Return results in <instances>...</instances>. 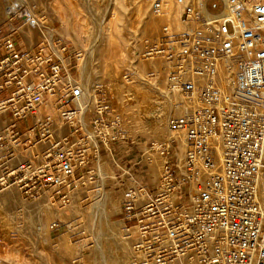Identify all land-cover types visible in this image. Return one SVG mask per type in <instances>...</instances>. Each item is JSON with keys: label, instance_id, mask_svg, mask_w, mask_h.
Returning a JSON list of instances; mask_svg holds the SVG:
<instances>
[{"label": "built area", "instance_id": "1", "mask_svg": "<svg viewBox=\"0 0 264 264\" xmlns=\"http://www.w3.org/2000/svg\"><path fill=\"white\" fill-rule=\"evenodd\" d=\"M173 1L163 14L165 36L147 51L164 58L169 127L184 134L182 143L169 142L174 157L159 187L151 186L133 142L102 132L110 106L99 88L81 81L78 53L71 57L66 42L49 39L22 49L6 35L0 189L16 184L27 200L51 192L53 202L70 201L109 158L125 173L118 175L119 213L136 221L125 225L129 233L138 227L130 264H264V0ZM155 8L161 14L159 1ZM178 95L182 100H173ZM64 127L67 134H55Z\"/></svg>", "mask_w": 264, "mask_h": 264}, {"label": "rangeland", "instance_id": "2", "mask_svg": "<svg viewBox=\"0 0 264 264\" xmlns=\"http://www.w3.org/2000/svg\"><path fill=\"white\" fill-rule=\"evenodd\" d=\"M157 1L159 0H0V37L13 35L22 49L35 47L49 37V40L66 42L71 48V57L75 53L79 54L77 65L81 81L86 87L99 88L105 105H109L106 101L112 97V93L106 89L109 79L104 72V63L108 57L111 61L117 59L120 50L125 51L124 58L117 59L121 72L129 82L151 89L154 100H162L165 127L160 136L148 133L127 135L123 131L122 119L117 117L114 119L117 125L112 128L114 132L106 134L133 142L137 152L144 156L147 154L153 160L165 157L166 162V159L172 160L174 157L170 140L177 138L182 143L184 134L169 127L172 99L167 92L164 58L159 54H147L150 47L165 36L163 26L166 17L156 11ZM16 4L32 9L44 26L43 29L17 13L11 18L6 17V13L12 11L11 8ZM147 20L152 21L149 33L143 31ZM81 24L84 28L80 32ZM113 37L114 41L111 40ZM150 72L156 75L151 76ZM173 100H182V97L173 96ZM45 106L46 104L43 107ZM109 106L108 111L112 109ZM7 115L6 111L0 113V129L4 126ZM107 124L106 122L102 128L105 129ZM67 133L66 127L55 132L58 136ZM153 145L155 147L151 148ZM167 147L170 149L169 154L162 152ZM177 153L181 159L184 155L183 148ZM102 158L103 161L98 163V173L101 176L74 189L70 201L55 198L53 202L51 192L36 200H27L16 184L0 189V209L10 218L8 228H4L0 217V256L6 254L4 251L8 249L19 251V255L10 252L9 257H1L0 264L131 263L138 227H132L129 233L125 225H132L136 221L124 220L125 211L119 213L124 199V183L119 182L118 175L124 170L122 165L119 168L113 165L112 159ZM145 161L144 157L142 162ZM102 162L106 176L100 173L99 164ZM163 168L148 170L147 178L151 186L159 187ZM139 177L142 178L143 174H139ZM97 199L101 200L103 207H97ZM172 199L175 203L180 201L176 193ZM50 214L55 221L46 232L43 228ZM71 222L73 224H69ZM65 232H69L72 237L69 247L61 236Z\"/></svg>", "mask_w": 264, "mask_h": 264}, {"label": "bare ground", "instance_id": "3", "mask_svg": "<svg viewBox=\"0 0 264 264\" xmlns=\"http://www.w3.org/2000/svg\"><path fill=\"white\" fill-rule=\"evenodd\" d=\"M159 2L161 5V14L170 13L171 10L176 6V2L173 0H159ZM177 5L179 6L180 4L178 3ZM8 6H9V4H8ZM147 6H149V5H147ZM11 9H12V11L6 13V17L11 18L13 16V14L17 13L18 15L23 16L29 22L35 23L36 25H38L40 27L42 26L39 19H37V17L34 15L33 10L30 9L28 6L16 4ZM43 27L44 26H42L41 28L43 29ZM153 27H154V25H153ZM83 28L84 27L82 25V27H80L81 30L79 29L80 32L82 31ZM151 28H152V21L147 20L145 23L143 31L149 33V30ZM50 35H51V37H53L52 33H50ZM49 39H51V38L49 37ZM111 40L114 41V37ZM112 41H111V44L114 45L112 43ZM115 45H117V43ZM111 48H113V47H111ZM113 54H114V52H113ZM113 54H111V55H113ZM125 54H126L125 51L120 50V52L117 54L119 56H116V57H117V59H118V57L121 59V58H124ZM109 58L110 57H108V59H107V56H106L107 61H105L106 63H104V64H106V65H104V67H106L104 72H105V75L109 79V82L106 85V89H107V91H110L112 93V97L107 99L106 103L111 105L112 109L110 111H108V117H107V123L108 124L106 127H104L105 129H103V128L101 129L102 132L105 134L114 132L112 127H111V124L114 122L115 118L120 117L123 121L122 125H124L123 131L127 135L128 134L129 135H135V134H139V133H143V134L148 133V134H151L152 136L162 135L164 127H165V122H166V119H165L164 114H163L164 107H163L162 100L161 99L154 100L151 97V89L147 88L146 86H141L139 84L137 85L135 83L133 84L132 82H129L125 78L124 74L121 72V66H120V63L118 62L119 60L117 61V59L114 57L116 59V61H115V59H113V56H111V59H113L114 61L109 60ZM219 81L223 85L226 84L227 71L224 68L221 69V77H220ZM180 140H182V138H180ZM144 157L146 160L145 163L142 162ZM164 158L159 157L156 160H153L147 154H146V156H144L143 153L138 152L136 160L139 162H142L147 170L152 171L154 169H159V168L161 169L164 167V164H165ZM166 158H167V156H166ZM100 161H103V160H100ZM217 161H218V164L221 166L222 165V151L220 148L217 149ZM145 164H147L149 166V168H147V166ZM99 169H100V173L102 175L106 176L105 165L103 162L99 164ZM100 199H97L98 201H97V203H95V204H97V207L101 206V200ZM84 205H85V203H84ZM101 207H103V205ZM0 217L2 219V223L4 225V228H8V226L10 224V218L1 209H0ZM47 219L48 220L46 221L47 222L46 226L43 228L46 232L49 230L51 224L54 223V221H55L54 217L51 214L48 216ZM69 224H73V222H71ZM61 236H62L66 246L69 247L70 242L72 241V237H71L70 233L65 232ZM123 243L126 244L125 241ZM4 252L6 254H3V256H0V258L1 257L7 258V256L9 257L10 252L16 253L17 255H19L18 254L19 251L17 249L11 250V251L8 249ZM57 263H58V261H57Z\"/></svg>", "mask_w": 264, "mask_h": 264}]
</instances>
